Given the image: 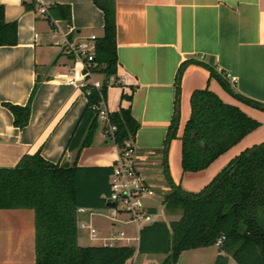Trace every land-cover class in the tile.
<instances>
[{
	"label": "crops",
	"instance_id": "obj_1",
	"mask_svg": "<svg viewBox=\"0 0 264 264\" xmlns=\"http://www.w3.org/2000/svg\"><path fill=\"white\" fill-rule=\"evenodd\" d=\"M30 1L0 0L6 19L18 21V42L0 45V167L14 166L24 154L37 150L51 161L72 162L76 152L65 151V146L87 101L82 82L102 84L105 79L93 69L84 77L81 65L74 72L72 56L52 43V25L36 4H70L71 19L58 18L56 26L61 34L80 38L102 34V9L93 0H35L31 8ZM116 25L119 64L109 77L105 104L110 111L131 104L139 122L132 140L138 163L155 189L170 188L163 146L176 112V75L185 60L191 59L181 76L179 126L168 149L174 181L199 191L244 148L264 141V110L235 97L200 63H213L223 74L235 75V81L227 79L236 92L264 103V0H116ZM69 76L76 82H69ZM206 86L261 124L205 169L184 171L181 135L191 113V94ZM4 101L30 102L25 126L14 123ZM102 127L101 122L93 143L80 151L79 165H112L118 158V145ZM152 199L148 202L154 203ZM35 218L32 207H0V264H36ZM119 224L124 223L113 221L98 232L107 235L119 230ZM218 252L217 246L215 257ZM232 259L228 264H238ZM160 261L150 258L146 264Z\"/></svg>",
	"mask_w": 264,
	"mask_h": 264
},
{
	"label": "trees",
	"instance_id": "obj_2",
	"mask_svg": "<svg viewBox=\"0 0 264 264\" xmlns=\"http://www.w3.org/2000/svg\"><path fill=\"white\" fill-rule=\"evenodd\" d=\"M103 11V32L98 35L94 71L104 73L100 86L86 82L82 88L87 101L65 146L75 151V159L51 161L37 150L24 154L14 166L0 167V207H32L36 223V264H131L138 252L164 253L158 264H177L185 249L214 245L223 233L213 264H228L230 256L238 264H264V141L254 143L235 155L199 191H190L172 178L168 164L170 141L179 126L181 76L176 75V112L163 146V169L170 189L163 204L179 217L156 219L139 231L138 244H82L79 241L78 208L107 205L112 165H79L80 151L93 143L100 126L99 112L106 101L109 77L117 73L116 0H93ZM35 6V0L27 2ZM58 19H71V6L65 2L48 5ZM18 42V21L7 20L0 2V45ZM211 75L238 99L264 110V103L236 92L227 77L213 63L200 61ZM131 99V94L122 92ZM191 113L182 140L184 171L205 169L218 156L239 142L261 122L239 105L225 101L209 86L193 90ZM14 115V123L25 126L31 113L25 104L4 101ZM116 125L114 142L119 148L125 139L133 140L139 128L131 104L109 112Z\"/></svg>",
	"mask_w": 264,
	"mask_h": 264
},
{
	"label": "built area",
	"instance_id": "obj_3",
	"mask_svg": "<svg viewBox=\"0 0 264 264\" xmlns=\"http://www.w3.org/2000/svg\"><path fill=\"white\" fill-rule=\"evenodd\" d=\"M39 12L43 14L51 23V41L55 46L61 48L63 52L72 56L74 60L73 70L76 72L77 66H82L84 77L91 74L93 66L96 64L95 49L98 35L91 33L86 37H74L70 34H61L56 26V18L50 12L47 4H39ZM38 35V34H36ZM224 75L236 80V76L227 72ZM68 81L76 82L74 76H69ZM87 81L82 82V85ZM97 86L101 84L98 81L92 82ZM110 110L106 107L105 101L102 100L99 119L103 124L102 131L105 136L114 140L116 125L111 122L109 116ZM119 155L113 164V171L110 175V193L107 194L106 200L109 212L107 215L113 220L124 224L135 223L138 229V236L127 235L124 229L111 231L107 235H100L97 228L89 222V219H78V224L82 228H86L91 239L101 240V244H131L132 240H139L140 228L156 219L157 206L148 202L149 198L154 197L157 192L150 181L139 166L136 148L131 138L125 139L124 146L119 148ZM163 201V200H162ZM85 207H79L78 212L85 210ZM91 212V211H90ZM225 234H221L216 243L218 246L222 244Z\"/></svg>",
	"mask_w": 264,
	"mask_h": 264
},
{
	"label": "rangeland",
	"instance_id": "obj_4",
	"mask_svg": "<svg viewBox=\"0 0 264 264\" xmlns=\"http://www.w3.org/2000/svg\"><path fill=\"white\" fill-rule=\"evenodd\" d=\"M37 7L39 6L38 3L36 4ZM170 188L165 189L161 186L156 187L158 191L157 194L153 197V202L157 206V213L155 215L156 218L165 219L170 221L179 217L181 214V210H177L176 212H171L167 210L164 204L161 201L162 195ZM109 212L108 207H100V208H93L91 213V222L100 233L108 226H113V221L106 215ZM120 229H124L127 232V235L131 236H138V229L135 223H128V224H119L117 225ZM79 227V241L82 244H97L101 242L99 239H91L89 237L88 230L82 228L80 225ZM133 243H137L138 239L135 238L132 240ZM218 246V245H217ZM217 246L208 245L202 247H196L191 249H185L182 251L177 264H213L215 260V251L217 250ZM165 256L164 253H146V252H138L136 254V258L134 257L131 264H146L150 258L154 260H161ZM233 260V259H232Z\"/></svg>",
	"mask_w": 264,
	"mask_h": 264
},
{
	"label": "water",
	"instance_id": "obj_5",
	"mask_svg": "<svg viewBox=\"0 0 264 264\" xmlns=\"http://www.w3.org/2000/svg\"><path fill=\"white\" fill-rule=\"evenodd\" d=\"M108 205L110 203H107ZM89 219L90 218V208H86L83 211L78 212V219ZM150 264H156L155 262H152Z\"/></svg>",
	"mask_w": 264,
	"mask_h": 264
}]
</instances>
